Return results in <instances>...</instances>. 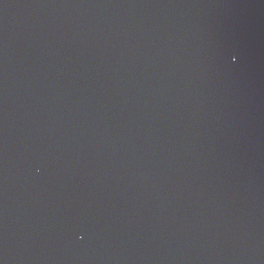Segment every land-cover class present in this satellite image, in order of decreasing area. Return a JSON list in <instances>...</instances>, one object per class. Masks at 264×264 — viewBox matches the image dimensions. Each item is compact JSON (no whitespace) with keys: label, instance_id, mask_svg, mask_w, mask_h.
<instances>
[{"label":"water","instance_id":"95a60500","mask_svg":"<svg viewBox=\"0 0 264 264\" xmlns=\"http://www.w3.org/2000/svg\"><path fill=\"white\" fill-rule=\"evenodd\" d=\"M0 264H264V0H0Z\"/></svg>","mask_w":264,"mask_h":264}]
</instances>
